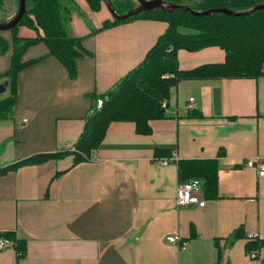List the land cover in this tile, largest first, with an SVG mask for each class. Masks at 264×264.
Masks as SVG:
<instances>
[{"label":"crops","instance_id":"1","mask_svg":"<svg viewBox=\"0 0 264 264\" xmlns=\"http://www.w3.org/2000/svg\"><path fill=\"white\" fill-rule=\"evenodd\" d=\"M74 1L71 33L92 55L76 60L71 78L44 44L24 52L23 60L41 59L18 73L12 114L0 119V169L70 148L99 95L143 60L167 25L135 19L91 34L109 10ZM10 57L11 49L0 53V75ZM177 61L190 70L222 63L224 52L180 50ZM149 126L142 135L133 122H112L89 161L73 165L67 154L1 174L0 234L12 233L23 254L16 242L0 251V264H264V176L246 165L264 161V76L181 80L170 89L165 117ZM212 158L216 197H203L202 207L176 206V162ZM172 235L179 241L168 243Z\"/></svg>","mask_w":264,"mask_h":264},{"label":"trees","instance_id":"2","mask_svg":"<svg viewBox=\"0 0 264 264\" xmlns=\"http://www.w3.org/2000/svg\"><path fill=\"white\" fill-rule=\"evenodd\" d=\"M8 0H0V8ZM27 12L20 24L10 31L0 32V53L11 49L10 64L0 75L8 96L0 98V119L11 116L17 92V76L20 71L41 58L23 60L24 52L31 46L42 43L47 49L46 56L55 58L73 78L76 60L92 55L83 46V38L71 33L72 14L78 12L74 0H25ZM88 7L98 12L104 0H85ZM185 4L196 11L209 8L226 7L234 11L247 10L264 0H166ZM18 4V0H16ZM119 15L136 7L133 0H111ZM111 15V14H110ZM147 19L165 22L166 28L154 45L146 52L143 60L118 80L104 94L101 109L88 116L84 129L76 142L68 149L58 153L32 155L12 165L0 169V175L23 163H39L49 158L73 154V165L89 161L97 149L110 123L130 121L136 133H151L149 122L165 117V107L171 87L181 80L215 78H252L264 76V9L246 16H232L213 13L209 16H193L184 11L172 13L160 9L142 11L125 20L111 18L102 21L98 28L90 30L95 34L115 25ZM3 22V21H1ZM25 27L35 31L33 37L18 36V28ZM41 31V33H40ZM10 34V40L5 34ZM208 47H218L224 52L222 63L202 64L190 70L178 67V51L197 52ZM96 99L95 95H92ZM157 156L170 157V151L157 149ZM177 177L180 183L191 179L201 181L203 197L215 198L217 195V158L182 159L177 162ZM15 240L12 233L0 237ZM242 236V234L240 235ZM17 250L23 254V243L16 241ZM247 251L249 246L247 245Z\"/></svg>","mask_w":264,"mask_h":264},{"label":"water","instance_id":"3","mask_svg":"<svg viewBox=\"0 0 264 264\" xmlns=\"http://www.w3.org/2000/svg\"><path fill=\"white\" fill-rule=\"evenodd\" d=\"M106 3V7L109 10L110 14L119 20H125L131 16L137 15L142 11L160 9L163 12L172 13L174 11H184L193 16H209L213 13H222L225 15L232 16H246L248 14L254 13L258 10L264 9V2L257 4L247 10L243 11H234L230 10L226 7H218V8H209L203 11H196L190 8L185 4H176L173 2H168L166 0H133L136 2V7L128 10L124 14H117L115 9L112 6L111 0H104ZM27 12V5L25 0H18L16 13L8 20L1 22L0 21V32L10 31L11 29L17 27L25 13ZM5 91V85L0 83V94Z\"/></svg>","mask_w":264,"mask_h":264},{"label":"built area","instance_id":"4","mask_svg":"<svg viewBox=\"0 0 264 264\" xmlns=\"http://www.w3.org/2000/svg\"><path fill=\"white\" fill-rule=\"evenodd\" d=\"M189 101L192 102L193 98H189ZM103 102V98L96 99L94 106L89 109L87 115H94L99 109H101ZM23 122H26V119H24ZM163 162H167V160H164ZM246 165L250 167L257 166L259 169V175L264 176V161L258 163L248 160L246 161ZM202 195L201 181L198 179H191L186 182L179 183L177 186L175 192V204L178 207H183L189 204H196L202 207L205 205ZM166 240L168 243H176L179 241V237L177 235H172L168 236ZM15 243V240L13 241L4 236L0 237V251L13 246ZM251 257H255V254L252 253Z\"/></svg>","mask_w":264,"mask_h":264},{"label":"rangeland","instance_id":"5","mask_svg":"<svg viewBox=\"0 0 264 264\" xmlns=\"http://www.w3.org/2000/svg\"><path fill=\"white\" fill-rule=\"evenodd\" d=\"M183 2H185V0H183ZM16 10H17L16 0L6 1L4 5L0 8V21H6L10 19L16 13Z\"/></svg>","mask_w":264,"mask_h":264}]
</instances>
